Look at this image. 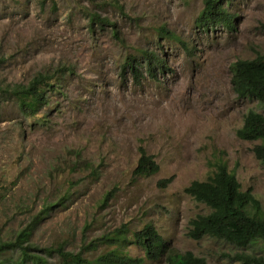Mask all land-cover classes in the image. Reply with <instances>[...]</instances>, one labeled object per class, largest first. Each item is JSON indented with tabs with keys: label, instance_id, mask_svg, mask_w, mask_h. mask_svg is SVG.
Wrapping results in <instances>:
<instances>
[{
	"label": "rangeland",
	"instance_id": "rangeland-1",
	"mask_svg": "<svg viewBox=\"0 0 264 264\" xmlns=\"http://www.w3.org/2000/svg\"><path fill=\"white\" fill-rule=\"evenodd\" d=\"M203 4L0 0V82L57 71V88L36 115H24L13 100L0 102V263L35 264L19 248L4 247L32 223L29 242L90 259L116 246L103 236L125 227L120 252L142 257L138 264H164L146 258L133 241L146 223L207 264H248L237 253L261 252L257 245L187 234L189 221L209 208L185 187L206 178L218 160L264 209V164L255 142L236 132L245 111L264 113V103L237 94L231 69L238 58L264 54V0H230L234 29L207 31L196 24ZM91 11L109 17L118 36L111 25H90ZM162 26L178 38L162 36ZM143 49L156 51L169 69L145 73L138 83L121 75L120 63ZM140 146L158 161L156 173H133ZM168 177L166 186L158 184ZM47 256L51 264H72L56 250Z\"/></svg>",
	"mask_w": 264,
	"mask_h": 264
},
{
	"label": "trees",
	"instance_id": "trees-1",
	"mask_svg": "<svg viewBox=\"0 0 264 264\" xmlns=\"http://www.w3.org/2000/svg\"><path fill=\"white\" fill-rule=\"evenodd\" d=\"M235 15L231 11L230 0H204L196 24L206 31L217 25L234 29ZM88 16L90 25H111L114 34L118 36V29L109 17L94 11L89 12ZM159 31L162 36L178 38L175 32L165 26L160 27ZM189 51L191 52L192 48H189ZM168 69L167 60L151 49H143L140 57L132 53L127 54L120 63L121 75H131L138 83L145 73L156 77L157 72ZM231 69L232 83L237 94L241 97L257 98L264 103V54L238 58L231 64ZM56 72H37L26 82H0V102L5 99L13 100L24 115H36L50 101L49 90L57 88ZM236 132L240 138L255 142L254 153L264 164V113L254 108L247 109L243 123ZM159 168L160 165L153 154L140 146L133 173L137 176H148L156 173ZM171 181L172 177H168L161 179L158 184L164 187ZM185 191L209 208L207 212L198 213L189 221V236L194 239L213 236L240 246L257 245L261 252H241L236 256L248 264H264L263 206L251 188H243L225 161L218 160L209 169L206 178L192 180L185 187ZM31 225L21 229L15 239L7 241L4 247L19 248L22 257L35 264H51L47 254H51L52 250H56L65 261L72 264H138L143 260L142 257L120 252L119 246L128 240V230L125 227L118 228L116 234L103 236L104 242L116 246L97 258L90 259L82 252L66 251L61 245L45 248L29 242L34 226ZM133 241L143 247L145 257L150 260L163 259L164 264H207L204 256L191 250L181 251L170 246L151 223L135 230Z\"/></svg>",
	"mask_w": 264,
	"mask_h": 264
}]
</instances>
